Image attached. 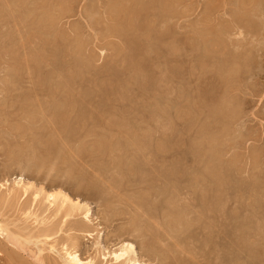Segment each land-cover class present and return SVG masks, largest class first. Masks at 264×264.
<instances>
[{"label":"rangeland","instance_id":"374dc122","mask_svg":"<svg viewBox=\"0 0 264 264\" xmlns=\"http://www.w3.org/2000/svg\"><path fill=\"white\" fill-rule=\"evenodd\" d=\"M200 1L195 16L205 20L211 11ZM147 2L139 20L118 17ZM47 3L57 7L53 33L68 43L66 65L53 51L61 78L41 64L50 53L41 32L40 57L21 66L27 49L16 45L31 22L0 27L12 29L0 37V221L24 242L0 235V264H65L64 246L113 264L124 242L142 264H264V52L239 66L214 48L226 44L222 33L184 65L179 0H0V15L23 5L41 17ZM16 180L30 185L26 195ZM39 188L82 208L65 216L44 194L34 198Z\"/></svg>","mask_w":264,"mask_h":264},{"label":"bare ground","instance_id":"6f19581e","mask_svg":"<svg viewBox=\"0 0 264 264\" xmlns=\"http://www.w3.org/2000/svg\"><path fill=\"white\" fill-rule=\"evenodd\" d=\"M153 1V0H152ZM180 1V5L182 6V13H181V25H180V33L182 36L181 39V44L179 49H181L182 51V55H183V64L185 65L188 61V56L191 55V59L194 61L196 59V54L197 51L200 49L201 45L205 42H207V40L209 38L213 37L214 41H217L216 39H218V42H220V35H222V33H224L223 35H225V41L226 44L224 45H216L217 47H214L217 51L220 52H224L226 53V51L228 52V56H230L233 60L234 63H237L239 66H243V64L246 65H252L253 64V57L252 54L254 51H260L263 53L264 52V16H262V6L260 5L262 0H252V5L251 7H247L248 2L246 0H225L226 4L228 5V7H223L221 9L224 10V13L229 14V17L226 19H223L224 17H221L220 15V6L218 5L217 7H215L214 5H217L218 3H215V0H205L206 4V10L209 9L211 11L210 17L206 18L205 20H202L204 17L202 18H196V12L198 11L199 8V1L200 0H179ZM19 2V1H18ZM201 2V1H200ZM20 3V2H19ZM22 3V2H21ZM61 4V2H59ZM58 3V4H59ZM221 3V2H220ZM219 3V4H220ZM57 4V3H56ZM59 4V5H60ZM146 5H142L139 3V5H136V7L134 8L132 6V8L128 7L126 8V6H123L122 9V14L118 13V17H123V19L125 20V22H129L132 23L134 22L136 19L139 18L140 13L145 10L144 7L146 6H151V2H147L145 3ZM225 4V6H227ZM6 5V4H5ZM25 5V4H24ZM38 5V4H37ZM230 5V6H229ZM17 6H19L17 4ZM23 6V5H22ZM21 7H18V9L16 8V6H14V8L10 9L9 12L7 13L6 10V15L8 17H5L4 15H0V27L2 26H12L13 31H19L21 28H23V26H27L26 24H28L29 22L32 23V31H29L27 34L28 36H21L20 38H24L25 41H23L22 43H18L16 46L18 48H21V50H25L27 49L26 53L23 56V60L21 62V66L23 64H25V67L28 68L30 67L29 62L31 61H35L36 59L38 60V58L40 57L39 54V49H37L38 42H36L35 38L39 37V32H41V34H44V43L43 45H45V47L48 46V49L50 50V53L46 55V59H44V57L42 59V63H44V65L46 66H50L49 73H54V76L56 75L57 77L59 76V78H61L60 76H62V71L58 70V66H56V59L53 58V51L54 50H59L63 52V65H66V54H67V48H68V43L66 42V40H64V37H61L63 41H58L56 37V34L53 33V22L55 21V18L51 15V12H53L54 10L57 9L56 6L54 5H44L45 7V11L46 14L43 16H27L26 14H23L24 12L21 13L22 9ZM26 6V5H25ZM64 6V5H63ZM63 6L60 5L59 8L61 9V11L64 12ZM222 6V5H221ZM1 7V5H0ZM10 7V6H9ZM24 7V6H23ZM30 7V6H29ZM34 7V5H33ZM36 7V6H35ZM122 7V6H121ZM148 7H146L147 9ZM150 8V7H149ZM153 8V7H152ZM261 8V9H260ZM9 9V8H8ZM29 9V8H26ZM31 9V8H30ZM36 9V8H35ZM118 9V8H117ZM23 10V9H22ZM99 10V9H98ZM209 11V13H210ZM222 11V10H221ZM3 12V11H2ZM147 12V11H146ZM207 12V11H206ZM205 12V13H206ZM1 13V11H0ZM218 13V14H217ZM143 14V13H142ZM141 14V15H142ZM226 14V15H227ZM261 14V18L259 17ZM144 15V14H143ZM195 18H193L194 16ZM108 16V14L106 15ZM116 16V15H115ZM192 17V19H190V17ZM259 18V20H258ZM94 19V18H93ZM92 20V19H91ZM139 20V19H138ZM110 21V20H109ZM224 21V27L221 26V22ZM28 22V23H26ZM145 22V21H144ZM55 23V22H54ZM124 23V22H123ZM146 23V22H145ZM30 24V23H29ZM150 24V23H149ZM126 25V24H125ZM140 25V24H139ZM220 25V27H219ZM130 26V25H129ZM131 27V26H130ZM29 28V27H27ZM52 28V29H51ZM129 28V27H128ZM138 28V27H137ZM3 29V28H2ZM7 29V28H6ZM12 29H8V30H12ZM6 31L5 34L1 33L0 37H4L7 38L6 36L9 35L11 33V31ZM114 30V29H113ZM122 30V29H121ZM5 31V30H4ZM140 31V30H139ZM55 32V31H54ZM57 32V31H56ZM126 32V31H125ZM9 33V34H8ZM138 34V33H137ZM136 34V35H137ZM141 34V33H140ZM10 36V35H9ZM222 38V37H221ZM1 39V38H0ZM9 39V38H8ZM6 39L7 41H5V43L3 42L2 44V48H6L5 51H8L9 48L8 46H10V41ZM66 39V38H65ZM223 41V39H222ZM135 42V41H134ZM218 42H215L216 44H218ZM2 43V42H1ZM224 43V42H222ZM220 43V44H222ZM208 46V45H207ZM214 46V45H213ZM11 47H13V45H11ZM29 48V50H28ZM41 48V47H40ZM43 48V47H42ZM213 48V49H214ZM210 49V48H208ZM207 49V51H208ZM214 49V50H215ZM20 50V49H19ZM45 51V50H44ZM47 51V50H46ZM216 51V52H217ZM48 52V51H47ZM176 53V52H175ZM178 53V52H177ZM219 53V52H218ZM255 54H257L255 52ZM136 55V54H135ZM223 55V53H222ZM147 59V58H146ZM190 59V60H191ZM209 59V58H208ZM179 60V59H178ZM223 60V59H222ZM227 60V59H226ZM215 61V60H214ZM229 61V60H227ZM256 61V60H254ZM149 62V61H148ZM196 62V61H194ZM223 62V61H222ZM38 63V62H36ZM35 65V64H34ZM43 65V67H44ZM182 65V64H181ZM194 65V64H193ZM38 66V65H35ZM2 67V66H1ZM23 67V68H25ZM42 67V65H41ZM170 67V66H168ZM209 67V66H208ZM18 68V67H17ZM185 68V67H184ZM195 68V67H194ZM193 68V69H194ZM210 68V67H209ZM30 69V68H28ZM26 69V70H28ZM32 69V67H31ZM34 69V67H33ZM196 69V68H195ZM194 69V70H195ZM233 69V68H232ZM251 69V68H250ZM35 70V69H34ZM186 68H185V72H186ZM239 70V69H238ZM242 70V69H241ZM240 70V71H241ZM29 71V70H28ZM28 75H31V71L28 72ZM148 71V70H147ZM243 71V70H242ZM196 72V71H195ZM194 72V73H195ZM35 73V71H34ZM183 73V72H182ZM244 73V72H243ZM173 74V73H172ZM193 74V73H192ZM205 74V73H204ZM221 74V73H220ZM35 75V74H34ZM51 75V74H50ZM152 75V74H151ZM238 75V74H237ZM209 76V75H208ZM221 76V75H220ZM186 77V76H185ZM212 77V76H211ZM211 77L209 76V79H211ZM214 77V76H213ZM212 77V79H213ZM28 78V77H27ZM32 78V77H31ZM56 78V77H55ZM54 78V79H55ZM58 78V79H59ZM64 78V76L62 77ZM171 78V77H170ZM194 78V77H193ZM208 78V77H207ZM216 78V77H215ZM228 78V77H227ZM53 79V81H54ZM194 79H197L194 78ZM200 79V78H199ZM219 79V77H218ZM62 80V79H61ZM69 80V79H68ZM205 80V79H204ZM223 80V79H222ZM203 81V80H202ZM210 81V80H209ZM237 81V80H236ZM239 81V80H238ZM222 82V81H221ZM65 83V82H64ZM228 83V82H227ZM238 83V82H237ZM47 84V83H46ZM58 84V83H57ZM56 84V85H57ZM197 84V82H196ZM220 84V83H219ZM230 84V83H229ZM55 85V86H56ZM222 85V84H221ZM217 86V85H216ZM220 86V85H219ZM28 87V86H27ZM202 87V86H201ZM204 90V89H203ZM218 90V88H217ZM53 91V90H52ZM121 91V90H120ZM68 94V93H67ZM199 94V93H198ZM224 94V93H223ZM123 96V95H122ZM232 96V95H231ZM19 98V97H18ZM58 98V97H57ZM56 98V99H57ZM235 98V97H234ZM30 100V99H29ZM231 107V106H230ZM211 108V107H210ZM229 108V107H228ZM186 112V111H185ZM57 120V119H56ZM78 122V121H77ZM227 125V124H225ZM211 126V125H210ZM207 127V126H206ZM14 130V129H13ZM200 132V131H199ZM163 146V145H162ZM198 146V145H196ZM202 146V145H201ZM117 150V149H116ZM115 150V153H116ZM118 153V152H117ZM141 153V152H140ZM149 154V153H148ZM147 156V155H146ZM140 161V160H139ZM122 163V162H121ZM132 167V166H131ZM118 176V175H117ZM120 177H117V179H119ZM108 180V179H106ZM214 180V179H213ZM20 181V180H19ZM17 182L16 180V184L13 188H22L23 190V194H27L29 189L31 188L29 184H25L24 182L21 184V182ZM216 182V181H215ZM220 183V182H219ZM116 184V183H115ZM34 185V184H33ZM119 190V189H118ZM189 190V189H188ZM11 191H13L11 189ZM9 191V193L11 192ZM43 191H45L44 189H40L39 191H37V193H35L34 198L38 201V199H40L41 194L43 196L44 201L48 202L47 205L48 207H54L56 208L57 212L65 209V216H71L74 214L75 211L80 210L82 208V203L79 201H75L73 200V198H71L70 195H68L67 193L60 191V190H56L55 192H45L43 193ZM172 191V190H171ZM225 191V190H224ZM187 192V191H186ZM217 194V193H216ZM134 195V194H133ZM176 195V194H175ZM262 195L264 197V184L262 186ZM178 196V195H177ZM134 197V196H133ZM175 197V196H174ZM205 197V196H204ZM181 198V197H179ZM35 200V201H36ZM129 200V199H128ZM132 200V198H131ZM138 200V199H137ZM173 200V199H170ZM181 200V199H180ZM175 201V200H174ZM173 201V202H174ZM223 203V202H222ZM42 204V203H41ZM219 204V203H218ZM224 204V203H223ZM177 205V204H176ZM264 205V204H263ZM222 208V207H221ZM213 209H215V207H213ZM220 210V209H219ZM222 210V209H221ZM246 211V210H245ZM90 209L86 208L84 211V217L86 218L85 220H90ZM33 214V213H32ZM36 214V213H35ZM30 215V212H29ZM37 217V215H36ZM220 217V216H219ZM224 218V217H223ZM38 220V217L35 218ZM34 219V221H35ZM66 219V218H65ZM212 220V219H210ZM36 222V221H35ZM160 222V221H159ZM41 223V222H39ZM84 223V222H83ZM216 223V222H215ZM218 223V222H217ZM44 224V223H43ZM85 224V223H84ZM147 225V224H146ZM259 225V224H258ZM5 225L1 223L0 221V235H4L5 232H7V237L11 240L12 244H14L15 246H20L17 248L22 249V246L20 245V243L22 242V244H24L23 241H19L20 239L18 237L13 236L11 231L8 232V228L4 227ZM158 226V225H157ZM206 226V225H205ZM216 227V226H215ZM163 228V227H162ZM165 229V228H164ZM212 229V228H211ZM41 230V229H40ZM262 240L264 243V209H263V222H262ZM11 232V233H10ZM212 232V231H211ZM191 233V232H190ZM204 233V232H203ZM14 235H17V233H14ZM20 235V234H19ZM18 235V236H19ZM46 240L48 239V232L44 233ZM42 235V236H44ZM6 237V238H7ZM20 237V236H19ZM29 237V236H28ZM212 237V236H211ZM34 238V237H32ZM174 238V237H173ZM37 239V238H36ZM244 239V238H243ZM24 240H26L24 238ZM29 240V239H27ZM176 240V239H175ZM8 241V240H7ZM9 242V241H8ZM10 242V243H11ZM20 242V243H18ZM38 242V241H37ZM43 242V241H42ZM183 242V241H182ZM158 243V242H157ZM165 243V242H164ZM217 243V242H216ZM66 244V243H64ZM212 244V243H211ZM176 245V244H175ZM187 245V244H186ZM14 246V247H15ZM51 248H54V245L51 244L50 245ZM206 246V245H205ZM210 246V245H209ZM185 247V246H184ZM238 247V246H237ZM63 260L65 264H93V259H88V260H84L82 259V257L76 252V250L74 249H70L68 246H64L63 247ZM170 248V247H169ZM178 248V247H177ZM182 248V247H181ZM188 248V247H187ZM12 249V248H11ZM24 249V248H23ZM42 249V248H41ZM40 249V250H41ZM179 249V248H178ZM193 249V247H192ZM190 249V250H192ZM224 249V248H223ZM43 250V249H42ZM41 250V251H42ZM176 250V249H175ZM215 250V249H214ZM180 251V249H179ZM194 251H196L194 249ZM202 251V250H201ZM17 252V251H16ZM19 252V251H18ZM52 252V251H51ZM170 252V251H169ZM216 252V251H215ZM40 253V252H39ZM111 253V252H110ZM171 253V252H170ZM176 253V252H175ZM187 253V252H186ZM14 254V253H13ZM179 254V253H177ZM183 254V253H182ZM214 254V253H213ZM15 255V254H14ZM13 255V256H14ZM40 255V254H39ZM185 255V254H183ZM182 255V256H183ZM193 255V254H192ZM12 256V254H11ZM113 258H114V263L116 262H120V264H142V262H140V260L138 259L136 253H135V248H134V244L131 242H124L123 246H121V248L119 250H115L113 251ZM188 256V255H186ZM185 256V257H186ZM177 257V256H176ZM39 258V256H38ZM112 258V257H111ZM182 258V257H181ZM202 258V257H201ZM13 259H15L13 257ZM48 259V258H47ZM185 259V258H184ZM189 259V258H188ZM199 259V258H197ZM37 260H41V259H37ZM113 260V259H112ZM186 260V259H185ZM190 260V259H189ZM188 260V261H189ZM50 261V260H49ZM48 261V262H49ZM116 261V262H115ZM187 261V262H188ZM192 261V260H191ZM13 262V261H12ZM11 262V263H12ZM180 262V261H179ZM216 262V261H215ZM40 264H46L43 260H41L39 262ZM181 263V262H180ZM119 264V263H118Z\"/></svg>","mask_w":264,"mask_h":264}]
</instances>
